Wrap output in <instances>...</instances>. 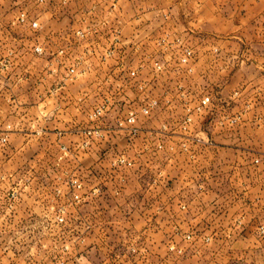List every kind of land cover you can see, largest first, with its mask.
<instances>
[{
	"label": "rangeland",
	"instance_id": "rangeland-1",
	"mask_svg": "<svg viewBox=\"0 0 264 264\" xmlns=\"http://www.w3.org/2000/svg\"><path fill=\"white\" fill-rule=\"evenodd\" d=\"M214 1L220 6L227 0ZM239 1L230 0V8ZM255 1L240 17V32L207 34L188 24L186 13L175 18L167 11L156 30L128 37L120 33L117 4L92 10L56 0H0V264H72L73 253L83 254L85 263L78 264H264V199L248 205L242 191H229L247 180L250 189L264 181L261 158L249 156L231 178L224 170V145L215 151L222 170L213 177L207 164L213 145L203 140L200 159L193 162L192 153L186 160L196 176L169 181L191 188L171 190L166 199L159 195L156 204L152 199L154 210L139 211V222L148 227L127 229L130 214L117 205L137 171L138 163L128 157L140 148L136 144H151L144 152L153 160L146 157L142 179L144 187L159 190L169 187L161 174L167 162L154 153L171 126L179 137L194 136L192 126L199 122V137L218 138L224 125L236 134L239 116L230 109L244 97V86L234 84L232 74L240 69L246 85L264 83V0ZM218 18L210 16V23L222 24ZM235 34L240 54L221 46ZM59 79L66 130L54 135L48 129L56 119L53 108L45 114L38 105L45 91L55 106L50 96ZM205 97L209 103L200 107ZM187 115L192 121L184 126ZM140 119H156L161 131L138 135ZM263 129L255 133L248 126L246 134ZM211 186L220 200L215 204L206 199ZM74 194L83 200L74 203ZM62 206L66 224L60 226L55 210ZM88 225L92 229L85 230ZM76 233L85 237L79 246ZM148 237L156 251L151 257Z\"/></svg>",
	"mask_w": 264,
	"mask_h": 264
},
{
	"label": "crops",
	"instance_id": "crops-1",
	"mask_svg": "<svg viewBox=\"0 0 264 264\" xmlns=\"http://www.w3.org/2000/svg\"><path fill=\"white\" fill-rule=\"evenodd\" d=\"M60 1L67 2L69 5L91 6L92 10H97L99 6L106 7L111 4H117L118 7H120L121 11L119 9L120 13L118 14V18L116 19L118 21H122V29L119 30L121 35H126L128 37L135 35L136 32H140V34H143L144 32H146L145 30H156L159 27L160 19L162 18L163 14H165V12L167 11L172 13V15L174 14L175 18L177 16H183V14L186 13L185 17L189 15V18L191 19L188 24L193 25L194 27L198 28L201 32L207 34H211L214 31L224 33L240 32V17L249 12V10L254 8V6L257 4L255 0H250L249 4L246 6L244 5L245 3L243 2V0L242 2L240 0L239 2H235L233 7L230 8V0L224 1L220 6L219 4L215 5L214 0H56L57 3H60ZM97 6L98 8H95ZM215 15L219 17L218 20H220L222 24L216 25L210 23V16ZM231 38L233 41L226 40L221 43V46L225 48L226 52H230L231 54L234 52L238 53V49L242 46L241 38L237 36V34H235V36ZM204 49V51H207L209 48L205 47ZM207 57L208 56H205L203 59H206ZM203 62L204 60H200L198 64L196 63V65H199ZM148 71L149 70H147V68L142 69V73H148ZM231 80H233V83H236L238 86H244L240 94L244 97L241 100H237V103L232 107V109H230V114L235 115L236 113L239 116L238 122L236 123V126L233 129L236 130L237 128L236 134L232 135V133L230 132L232 128L224 125V127L221 128L223 130V133L219 135L218 138L215 136L199 137L200 133L197 129L199 128L200 122L196 123L195 121L194 123L196 124L192 126V129L194 128L193 133H197H194L195 135H191L190 137H188L189 135L185 137H179V135L181 136L180 133L178 136H175L179 131L171 130L173 128L171 126L169 130L164 133V138L166 139L164 141H160L162 149L160 150V152L154 153L155 159H158V157L160 156L161 160L164 158V162H167V165L165 163H162L161 165V174L163 180L166 181L167 186L170 185L169 181H171L172 179L187 180V178H191L194 175H191L189 173V170L186 166V160L188 159V156H190L192 153L196 155V160H194L193 162L197 161V159H200L199 157L201 156L198 154L200 152L199 146L203 140L205 144L213 145V148H210L212 151L211 154L210 152H208L207 154V164L209 165V167H213V177L216 175L217 171L222 170L221 167L218 169L217 154L215 153V151H217L218 149H222L224 145L226 146L227 153L225 151L223 163L224 170L228 173V176L233 178V176L236 174V171L238 170V168L236 169L235 166H237L239 163L243 165L245 163L244 160H246L247 162L249 156L262 159L260 173L261 176H263L264 134L262 133L258 135L257 133L249 136L246 134V128H248V126H254L255 133L262 131L263 129L264 83L262 81H254L253 84L246 85L245 81H243L245 80V75L241 73L240 69L234 71L231 76ZM57 85L60 86L59 90L55 92L54 95L51 94L50 96L52 100L54 99L53 103H55V106L50 105L51 100L47 98L45 91L43 92L42 99L41 101H39L38 105L40 113L42 112L46 114L50 112V109L53 108L51 112L56 114L54 118H56L57 120L55 119L54 126H50L48 129H50L49 132L54 135L64 134L63 132L64 130H66L64 81L59 79L57 82L53 83V86ZM39 86L43 85L40 84ZM250 88L251 92H249ZM224 90H229V86H225ZM55 95L56 97H54ZM178 113H182V111L179 110ZM165 121H167V119H165ZM161 125L162 123L159 124L156 119H140L137 124V127L139 128L138 135L145 136L148 135V132H153L155 130L161 131L159 129ZM150 145L151 144H136L135 146H139L140 148H137L138 150H135L139 152L141 151L142 154L136 153L135 150L131 153H128V157L133 159L134 164L136 162L138 163L135 168V170L137 171L135 174L133 173V176L129 178L128 186L124 189L122 198L117 201V205L121 207L123 211H126L130 214V221H127L128 226L126 225L127 229H140L141 227L143 228L144 226H149L148 224L139 222V211L154 210V204H156L155 202L158 200L159 195H162L166 199L169 197L168 195L171 190H173V193H181V189L185 191V189L187 190L191 188L190 186L185 185L184 188H181L178 185L169 186L167 188H165V186H162L159 190H153L148 187H144L145 178L142 179V177H144V175L146 174L143 171L145 170L144 166L146 165L144 162H146L147 160L146 157H149L153 160V155L151 156L146 151L145 153L144 150L146 149V147H150ZM249 145L251 146L250 149ZM236 147L237 149L231 153L232 149ZM148 161L152 162L150 160ZM189 162L191 163L192 160H189ZM195 165L196 164L192 163L193 168H195ZM241 170H243L242 167ZM195 176L196 175H194L193 177ZM263 182L264 181H261L257 184V186L253 187V189H250V182L249 180H247L240 190L238 188L235 189L230 187L229 191H231V193H234L235 191H242L243 195H245L242 200L244 202H248V205L249 201L257 202V204H260V200L264 199ZM215 191L212 186L209 190H206V194H208L206 199L212 198L208 201L210 204L220 202L217 195H215L214 197ZM250 192L254 193L255 195L251 197ZM152 199H154V204H152ZM230 201L231 200L226 201V204ZM149 202H151L152 205V207L150 208L153 209L148 208ZM232 203H234V201ZM114 212H112V214H115V217L120 216ZM149 235H151L152 237L155 236L151 233H149ZM119 236H125V234H119ZM137 239H139V237H137ZM151 239L152 238L148 237V239L146 240V248L148 249L146 257H151L152 254H156L155 250H150V245L152 243Z\"/></svg>",
	"mask_w": 264,
	"mask_h": 264
},
{
	"label": "built area",
	"instance_id": "built-area-1",
	"mask_svg": "<svg viewBox=\"0 0 264 264\" xmlns=\"http://www.w3.org/2000/svg\"><path fill=\"white\" fill-rule=\"evenodd\" d=\"M190 53V52H189ZM189 53H187V55L189 56ZM158 69V66L156 67ZM70 72H72V70H70ZM134 75V73H132ZM209 103V98L208 97H205L201 100V103H200V107L201 106H205ZM154 104V102H153ZM142 114L145 116V115H148L149 114V108H145L143 111H142ZM128 119H127V123L131 126V130L134 132L135 129L133 128V125L135 123V119H136V116H134V114L132 112H130L128 114ZM192 121V118L190 115H187L183 121V125H188L190 124V122ZM80 186V185H78ZM83 199H82V196L79 194H74L73 195V198H72V201L74 203H79L81 202ZM65 208L62 206L58 209L55 210V213L57 214V217H56V222L58 223L57 225H60V226H63L64 224H66V220H65ZM89 226V227H88ZM86 226L87 229L85 230H88V229H92L93 226H90L88 225ZM77 234V233H76ZM84 235H82V238H81V234H77L76 236V241L75 243L77 244V246H79L80 243H82L84 241ZM82 257H83V254L82 253H73L72 254V264H78L80 263V260L81 262H84L82 260ZM85 263V262H84ZM87 264H89L88 262H86Z\"/></svg>",
	"mask_w": 264,
	"mask_h": 264
}]
</instances>
